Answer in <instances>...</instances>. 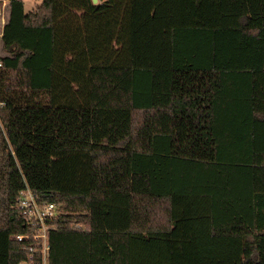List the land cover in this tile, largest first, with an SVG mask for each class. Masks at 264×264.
Instances as JSON below:
<instances>
[{
	"label": "trees",
	"instance_id": "trees-1",
	"mask_svg": "<svg viewBox=\"0 0 264 264\" xmlns=\"http://www.w3.org/2000/svg\"><path fill=\"white\" fill-rule=\"evenodd\" d=\"M9 7L0 264H264V0Z\"/></svg>",
	"mask_w": 264,
	"mask_h": 264
},
{
	"label": "built area",
	"instance_id": "built-area-1",
	"mask_svg": "<svg viewBox=\"0 0 264 264\" xmlns=\"http://www.w3.org/2000/svg\"><path fill=\"white\" fill-rule=\"evenodd\" d=\"M9 5L10 2L0 0V15L6 12ZM21 207L24 209V213L27 215L29 222L36 228L31 234H17L13 235L11 238L16 241L34 239L37 246L32 248V250L41 253L42 264H48L50 250L49 233L54 227L53 221L58 214L57 206L47 201L39 202L35 194L28 189L22 193ZM32 257L34 258V255H32ZM28 264H34V262L31 261Z\"/></svg>",
	"mask_w": 264,
	"mask_h": 264
},
{
	"label": "crops",
	"instance_id": "crops-1",
	"mask_svg": "<svg viewBox=\"0 0 264 264\" xmlns=\"http://www.w3.org/2000/svg\"><path fill=\"white\" fill-rule=\"evenodd\" d=\"M8 2H10V0H6ZM25 3V7L27 6V1L28 0H23ZM105 0H99V3H102ZM9 7V6H8ZM27 9V8H26ZM9 14H10V7H9V12L7 14V12H5L3 15H0V41L2 40V35H3V31H4V26L7 23L8 19H9ZM3 50L1 49L0 54H2Z\"/></svg>",
	"mask_w": 264,
	"mask_h": 264
},
{
	"label": "rangeland",
	"instance_id": "rangeland-1",
	"mask_svg": "<svg viewBox=\"0 0 264 264\" xmlns=\"http://www.w3.org/2000/svg\"><path fill=\"white\" fill-rule=\"evenodd\" d=\"M42 2H43V0H28L26 8H27V10H32L35 7H37L38 5H40ZM6 12L8 14L9 7H7ZM1 49H2V41H0V52H1Z\"/></svg>",
	"mask_w": 264,
	"mask_h": 264
},
{
	"label": "water",
	"instance_id": "water-1",
	"mask_svg": "<svg viewBox=\"0 0 264 264\" xmlns=\"http://www.w3.org/2000/svg\"><path fill=\"white\" fill-rule=\"evenodd\" d=\"M94 4H98L99 0H92Z\"/></svg>",
	"mask_w": 264,
	"mask_h": 264
}]
</instances>
